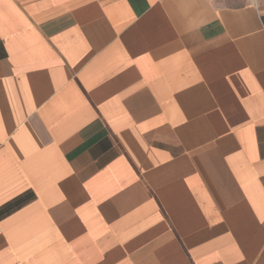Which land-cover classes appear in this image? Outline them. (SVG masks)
<instances>
[{
  "label": "crops",
  "instance_id": "crops-1",
  "mask_svg": "<svg viewBox=\"0 0 264 264\" xmlns=\"http://www.w3.org/2000/svg\"><path fill=\"white\" fill-rule=\"evenodd\" d=\"M0 264H264V0H0Z\"/></svg>",
  "mask_w": 264,
  "mask_h": 264
}]
</instances>
